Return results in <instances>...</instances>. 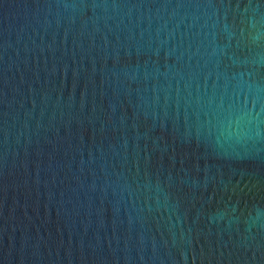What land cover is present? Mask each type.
Segmentation results:
<instances>
[{"label":"water","instance_id":"water-1","mask_svg":"<svg viewBox=\"0 0 264 264\" xmlns=\"http://www.w3.org/2000/svg\"><path fill=\"white\" fill-rule=\"evenodd\" d=\"M0 264H264V0H0Z\"/></svg>","mask_w":264,"mask_h":264}]
</instances>
